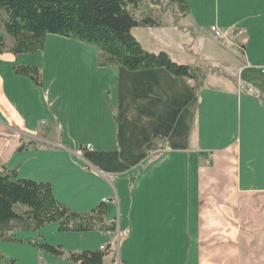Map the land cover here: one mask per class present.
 <instances>
[{"label": "crops", "instance_id": "1", "mask_svg": "<svg viewBox=\"0 0 264 264\" xmlns=\"http://www.w3.org/2000/svg\"><path fill=\"white\" fill-rule=\"evenodd\" d=\"M186 2L185 16L201 35L215 25L246 29L241 71L251 79V71L264 65V0ZM71 43L72 48L58 43L52 48L76 51L86 59L79 66L105 73V79L96 77V88L107 101L114 142H102L98 111L70 115L57 106L51 86L15 73L17 65H38L33 54L5 51L0 53V169L19 171L25 157L49 155L61 170L68 164L77 173L121 174L115 176L120 183L111 182L113 193L79 197L81 205L90 203L84 210L68 206L87 212L108 199V217L117 219L119 232L65 235L82 242V249L72 245V251L99 249L115 237L123 264H264V82L255 92H240L233 79L196 87L195 80L165 68L100 66L96 48L76 39ZM42 120L48 121L50 136L61 127L62 137L51 139L54 148L44 150L42 144L18 151L22 142H44ZM145 163L148 168L133 175L129 188L128 174ZM122 232L125 238L118 241ZM111 256L103 264H110Z\"/></svg>", "mask_w": 264, "mask_h": 264}, {"label": "trees", "instance_id": "2", "mask_svg": "<svg viewBox=\"0 0 264 264\" xmlns=\"http://www.w3.org/2000/svg\"><path fill=\"white\" fill-rule=\"evenodd\" d=\"M181 16L190 12L186 0H168ZM156 4L155 0L151 1ZM141 0H0V53L34 54L44 50L49 34L93 44L102 53L100 66H120L130 71L165 68L178 77L202 84V69L173 60L166 51L146 49L134 35L138 27H160L163 23L153 14L139 15ZM7 36L11 43L8 44ZM14 71L43 86L38 65L20 64ZM107 99L109 100V96ZM110 106L111 102L109 100ZM36 140L22 142L18 151L39 149ZM151 144H149L150 146ZM58 223L61 232L115 233L116 218L108 217V206L101 202L87 212H77L54 194L50 181L20 178L17 169H0V242L21 241L17 230L37 231ZM125 238L121 235V241ZM39 248L73 264H103L111 253L110 264H118L117 251L110 243L104 249L64 251L61 246L38 243ZM0 264H16L0 251Z\"/></svg>", "mask_w": 264, "mask_h": 264}, {"label": "rangeland", "instance_id": "3", "mask_svg": "<svg viewBox=\"0 0 264 264\" xmlns=\"http://www.w3.org/2000/svg\"><path fill=\"white\" fill-rule=\"evenodd\" d=\"M152 0H141L140 10L138 14H153L162 20L160 27H138L133 30L134 35L142 43L146 49L153 52L167 51L174 61L182 64H193L194 66L202 67V83L205 85L226 84L229 80L238 81V90L244 92L245 89L255 92L258 91L257 83L264 82V72L259 68L251 71L252 78L248 79L247 71H241L242 60L246 55L248 37L246 29L242 27H233L229 30L223 29L224 37H216L214 33L209 31V34L201 35L192 27L194 24L192 18L181 16L178 8L168 0H155L156 4L151 3ZM1 25V23H0ZM217 26V25H215ZM211 27V26H210ZM219 27V26H218ZM241 31V33L239 32ZM240 34H236V33ZM225 33L229 36L225 37ZM238 35V36H237ZM75 39L64 36L49 34L46 38L44 50L31 55L35 64L41 68L44 85L48 88L51 86L53 92L58 93L59 100L57 106L69 109L71 114L83 115L91 109L98 111L100 121L103 123L101 127V139L105 146H110L114 142V131L111 130L113 125L109 119V108L106 99L102 100V95L96 88L97 76L104 77L105 73L94 71L90 66H79L81 61L86 59L82 55L68 51L63 53L54 52L52 45L58 43L65 48H72L74 44L71 41ZM77 41V40H76ZM8 44L11 43L10 37L7 36ZM96 48V59L98 65L102 61V53L93 44H89ZM72 46V47H71ZM55 47V46H54ZM166 48V49H165ZM67 50V49H66ZM57 51V50H56ZM72 51V49L70 50ZM193 60L195 62H193ZM249 82V85L245 81ZM106 83V81H105ZM67 107V108H66ZM109 116V117H108ZM112 123V124H111ZM43 131L39 137L44 142L43 149H52L50 144L51 139L57 140L62 137L61 127L56 126V132L49 134V126L47 120H42ZM94 137L93 135H89ZM88 148V145H87ZM89 149V148H88ZM212 153L209 154L208 163L211 161ZM74 160H79L74 157ZM78 162V161H76ZM18 173L20 178H31L37 181H51L54 188V193L61 201L66 202L67 206H72L84 210L88 205H81L80 201L83 197L107 195V192H114L111 182L118 184L120 181L116 179L118 175H100L97 172L88 171L87 173L75 172L77 167L69 168L68 164H64L67 169L61 170L60 165H57L53 157L49 155L25 157ZM85 167V166H84ZM148 168V163L135 166V170H131L128 174L129 188H133L136 177L143 170ZM87 169V167H86ZM63 171V172H62ZM131 175V176H130ZM108 177V178H106ZM123 179V178H121ZM66 181V183H64ZM126 181V180H125ZM173 182H171L172 185ZM171 187V186H170ZM81 197V199L79 198ZM108 203V199H103ZM110 206L114 204L112 201ZM119 232V228L115 235ZM77 233V232H76ZM102 233V232H101ZM123 233V232H122ZM118 241H121V234ZM14 236L21 241H1L0 251L5 256L14 259L16 264H68L62 257L52 255L38 247V243H48L54 246H61L66 252L74 250L73 246H81L82 242H74L69 236L74 232L59 231L58 223L48 224L37 231L17 230ZM110 237V236H109ZM111 247L116 251L117 240L114 237ZM104 244L103 246H107ZM169 246L166 249L168 251ZM186 248V246H185ZM164 252L162 256L164 257ZM110 255H113L112 253ZM112 257V256H111ZM168 259V256L166 257ZM109 259L106 257L105 262ZM118 257V261H119ZM55 262V263H54ZM119 264H123L121 261Z\"/></svg>", "mask_w": 264, "mask_h": 264}, {"label": "built area", "instance_id": "4", "mask_svg": "<svg viewBox=\"0 0 264 264\" xmlns=\"http://www.w3.org/2000/svg\"><path fill=\"white\" fill-rule=\"evenodd\" d=\"M210 30H211L212 33H214V35L216 37H224V31L222 29H220L219 27H217V26H211ZM239 32L241 33V31H239ZM239 32L236 33V34H240ZM258 68H259L260 71L264 72V65H261ZM88 147L90 148L91 146L88 145ZM104 248H105V246H101V249H104Z\"/></svg>", "mask_w": 264, "mask_h": 264}]
</instances>
